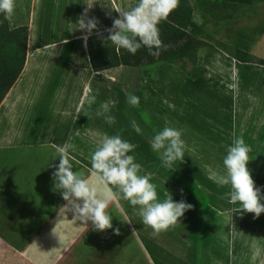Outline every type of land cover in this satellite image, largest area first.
Returning a JSON list of instances; mask_svg holds the SVG:
<instances>
[{
  "label": "rangeland",
  "instance_id": "1",
  "mask_svg": "<svg viewBox=\"0 0 264 264\" xmlns=\"http://www.w3.org/2000/svg\"><path fill=\"white\" fill-rule=\"evenodd\" d=\"M54 1L39 0L41 7L35 14L33 0H15L11 25H32L35 40H38L42 31L63 25L62 20L56 22V18L54 23L50 22L55 15L54 11L50 15ZM70 1L76 8L73 16L79 14L78 18L91 7V0ZM104 1L94 0L97 4L100 2L98 6H105ZM121 1L122 11L129 10L137 2ZM105 2L106 6L114 7L113 3H120V0ZM190 3L195 10L196 23L211 29L217 19L234 10L233 7L216 10L197 0H190ZM235 12V20L220 30L215 41L208 42L212 47L198 50V64L207 69L203 78L192 81L181 71L183 64L186 70L192 69L188 59L176 64L122 67L106 73L101 82L110 80L111 85L106 87L108 95L90 105L94 112L83 123L85 127L95 129L104 126L105 132L94 130L88 135L73 136L74 142H81L75 151L76 158L84 156L91 166L90 153L101 141L102 133L119 134L137 146L132 154L142 167L141 174H151L160 200L168 191L174 201L183 200L192 206L178 224L153 236L152 230L142 223L138 207L129 205L123 198L118 199L110 207L114 209V215L124 216V212L130 210L135 213L129 216L131 223L147 237L154 256L150 259L147 249L140 243L138 247L124 243L122 263L119 264H134L135 259L148 261V258L152 264H264V213L258 218L251 213H232L230 210L238 209L239 205L229 203L230 187H220L210 178L211 170L223 172L222 159L233 136H243L251 148L247 168L255 186L264 195V66L258 64L264 60V3ZM46 17L49 19L44 20ZM239 49L250 52L253 63L238 66L237 61L226 55L236 54ZM46 84L37 83L36 95L26 97L21 105L25 121L21 137L29 139L31 132L42 130L47 137L46 134L49 136L51 130L54 134L53 129L59 127L60 119L54 110L45 108L52 96L49 92L52 84ZM41 86L48 90L41 93ZM126 94L138 96L139 105H129ZM32 98L39 101L33 104ZM109 114L116 121L111 127L104 120ZM166 122L185 131L184 162H175L172 169L165 167L150 147V138ZM82 172L85 177L92 175V171L86 169ZM7 256L10 260L5 259L3 263L1 260L0 264H27L13 255Z\"/></svg>",
  "mask_w": 264,
  "mask_h": 264
},
{
  "label": "crops",
  "instance_id": "2",
  "mask_svg": "<svg viewBox=\"0 0 264 264\" xmlns=\"http://www.w3.org/2000/svg\"><path fill=\"white\" fill-rule=\"evenodd\" d=\"M55 1L50 8V15H53L52 11L55 14L50 22L54 23L56 18V22L62 20L63 25L42 31L38 40L33 34L34 27L28 25L25 68L0 106V262L9 261L7 255L10 254L27 264H119L122 263L124 243H131L134 247L140 243L151 259L154 256L147 237L131 223L129 216L135 213L130 210L124 212V216L114 215L111 208L118 200L111 202L107 209L112 215L113 229L119 230L117 235L113 229L98 232L93 230L90 222L83 225L73 220L70 213L60 209L66 202L59 192L52 190V173L59 163L58 158L52 160L54 146L69 143L77 149L81 142H74L73 136L88 135L94 130L105 132L104 126L95 129L83 125L84 119L94 112L88 98L95 96L97 100L108 95L106 87L111 85L110 80L102 83L101 78L119 68L94 73L89 52L106 44V29L111 28L112 21L119 18L118 12L122 11L121 0L120 3L114 2V7L106 6V0L105 6H98L100 2L97 4L91 0L86 19L95 17L99 23L85 47L81 39L85 33L77 24L85 18L84 14L79 18V14L73 16L76 8L72 1ZM33 4V11L37 14L41 2L33 0ZM238 63V66L249 65ZM48 82L52 84L49 90L52 96L45 108L54 110L60 119L59 127L53 129L54 134L52 130L49 136L46 134L47 137L43 130L31 132L29 139L21 137V127L25 123L21 105L26 97L36 95L37 83L47 85ZM39 88L41 93L48 90L45 86ZM32 99L33 104L39 101L38 98ZM104 132V135H113ZM75 151L71 153L73 171H91L89 161L84 156L76 158ZM86 178L99 192L95 177L89 174ZM4 250L8 252L4 254ZM149 258L148 261L135 259L134 264H152Z\"/></svg>",
  "mask_w": 264,
  "mask_h": 264
},
{
  "label": "clouds",
  "instance_id": "3",
  "mask_svg": "<svg viewBox=\"0 0 264 264\" xmlns=\"http://www.w3.org/2000/svg\"><path fill=\"white\" fill-rule=\"evenodd\" d=\"M180 0H137L136 4L126 11H119V18L112 21V26L106 29L108 35L104 42H109L117 50H124L135 55L144 48L149 56L159 58L162 51L167 50L160 38L159 25L167 21L170 14L179 6ZM89 8V7H88ZM15 12V0H0V18L10 20ZM78 21L79 30L85 35L81 37L84 46L88 38L97 30L99 21L92 17ZM127 103L138 106L140 99L133 94H126ZM95 96L88 98L93 104ZM105 111H107L105 109ZM109 126L115 124V117L104 116ZM182 128L165 126L150 138L151 150L161 163L168 169L174 168L177 161L184 162L186 141ZM136 145L122 139L119 134L103 135L95 150L90 153L91 171L97 187L90 186L82 171H73L74 162L71 153L76 150L73 144L55 145L52 160L58 158L52 173L53 191L59 192L66 203L60 208L70 213L72 219L87 225L93 230L104 232L113 229L112 215L107 211L114 200L122 198L129 205L138 207L142 223L152 230L156 236L178 224L185 212L191 210V205L183 200L176 202L166 191L165 198L160 200L157 195V185L151 182V174H141L142 167L132 154ZM222 159L223 172L211 170L210 178L220 187L229 186V203L238 204L239 208L230 211L251 213L254 218L264 213V195L256 187L251 173L247 168L250 161L251 148L243 136L234 135L230 145L225 149ZM49 165V164H48ZM115 189V191L113 190ZM119 234L118 229H113Z\"/></svg>",
  "mask_w": 264,
  "mask_h": 264
},
{
  "label": "trees",
  "instance_id": "4",
  "mask_svg": "<svg viewBox=\"0 0 264 264\" xmlns=\"http://www.w3.org/2000/svg\"><path fill=\"white\" fill-rule=\"evenodd\" d=\"M206 7L216 10L224 7H233L234 10L215 21L214 29L198 25L194 19V8L190 0H180L178 8L170 14L167 21L161 22L159 27L160 38L166 51L160 57L149 56L144 48L135 55L124 50H117L109 42L102 47L89 52L91 69L94 73L107 71L113 68H140L159 64H176L188 59L192 69L186 70L183 64L180 67L189 80L196 81L207 74V69L198 64V50L212 47L209 41H215L220 30L235 20L236 12L240 8L256 6L264 0H197ZM29 44V27L22 25L13 27L10 20L0 18V106L10 90L22 74L27 60ZM242 64L252 62L250 53L244 49L237 50L236 54H227ZM258 64L264 66V60ZM50 215L47 217L49 218ZM39 231V229H38Z\"/></svg>",
  "mask_w": 264,
  "mask_h": 264
},
{
  "label": "bare ground",
  "instance_id": "5",
  "mask_svg": "<svg viewBox=\"0 0 264 264\" xmlns=\"http://www.w3.org/2000/svg\"><path fill=\"white\" fill-rule=\"evenodd\" d=\"M214 127V126H213Z\"/></svg>",
  "mask_w": 264,
  "mask_h": 264
}]
</instances>
